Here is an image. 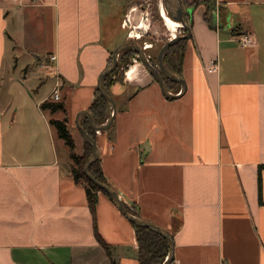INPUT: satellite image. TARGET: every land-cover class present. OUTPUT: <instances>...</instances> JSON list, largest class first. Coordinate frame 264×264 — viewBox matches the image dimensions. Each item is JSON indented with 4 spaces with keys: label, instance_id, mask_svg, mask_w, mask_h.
I'll use <instances>...</instances> for the list:
<instances>
[{
    "label": "crops",
    "instance_id": "1",
    "mask_svg": "<svg viewBox=\"0 0 264 264\" xmlns=\"http://www.w3.org/2000/svg\"><path fill=\"white\" fill-rule=\"evenodd\" d=\"M8 1L18 23L29 9L41 28L39 51L21 70L17 54L4 66L15 41ZM162 1L121 0L116 17L113 3L104 14L103 0H0V264H139L133 223L102 191L92 211L71 174L70 147L50 120L64 113L78 131H70L74 151L84 154L76 116L89 110L113 46L136 40L119 38L123 16L131 8L128 23L139 33L148 23L132 13ZM182 2L191 27L180 75L186 90L166 97L133 58L124 81L108 87L116 113L97 133L102 168L124 203L171 234L172 264H264V0ZM246 32L252 46L238 41ZM46 74L53 88L62 83L59 100L50 99L53 88L41 97ZM171 87L181 92V83ZM45 100L64 101L65 110H44Z\"/></svg>",
    "mask_w": 264,
    "mask_h": 264
},
{
    "label": "trees",
    "instance_id": "2",
    "mask_svg": "<svg viewBox=\"0 0 264 264\" xmlns=\"http://www.w3.org/2000/svg\"><path fill=\"white\" fill-rule=\"evenodd\" d=\"M185 48H186V40L184 39V40H180L179 42L171 46L168 52L166 53V56H165L166 67L168 68L169 71H171L174 74L181 75L182 73V63H183V56H184ZM133 52L134 50H124L119 55V63L117 67L105 79L104 87L107 92H108L107 89L110 85L116 82H119V81H123L124 77L117 76V73H118L117 71L122 61H125L127 64H129V58L127 59L126 56H130V54H132ZM112 60H113V56L110 59V63L112 62ZM129 67H127L126 72L129 69ZM165 84L168 89L174 88V87H171V85L175 84L177 87L176 88L177 91L179 90L178 88L180 87V83L172 79H166ZM41 108L44 110H50L52 113H55L59 110H65V102L45 100L41 104ZM89 110L92 113L94 120L98 123L102 124L109 118L107 101L105 97L101 94V92L98 90V88L95 92V97H94V100ZM50 122L57 129V132L60 138L64 139L65 143L70 147L71 158L73 159V164L71 166V174L73 175L76 182H81L84 184L86 188L88 203L92 211L93 212L95 211V207L98 201L99 191H102L103 193L108 195L113 200V198L109 195L108 192L101 189L85 173V170H84L85 163L93 151L91 144L86 140L84 154L82 155L77 154L74 151L76 144L68 128L67 119L52 118ZM81 124L84 127V129H86V131L95 140H97V132L92 129L88 118H85L84 122L82 121ZM90 172L96 180L102 183H105L109 186H112L109 183L103 171L100 157L98 158V160H96L91 165ZM261 189H262V184H261V176H260L259 177L260 197H261ZM124 204L126 206V209L131 214L141 217L136 203L131 202V203H124ZM133 226L136 231V239L138 242L139 264H163V262L165 261L169 253V245H168L167 240L159 233L147 227L138 226V225H135L134 223H133Z\"/></svg>",
    "mask_w": 264,
    "mask_h": 264
},
{
    "label": "rangeland",
    "instance_id": "3",
    "mask_svg": "<svg viewBox=\"0 0 264 264\" xmlns=\"http://www.w3.org/2000/svg\"><path fill=\"white\" fill-rule=\"evenodd\" d=\"M120 1L121 0H117L116 2H112V0H103L104 14L107 13L108 11H110V6L113 3L114 8H117V9H115V11H116V17H118L117 10L120 6ZM7 4L10 8V2L9 1ZM162 4H163V2H162ZM142 5H145L146 8H141L139 6L138 9L132 13L133 18H134V22H138L141 20V22L144 21V23H148V24L147 25L145 24V26L140 28L138 30L139 33H134L132 31V23L125 24V20L128 18L127 15L131 11V8H129L127 10V14L125 16H123V20H122L123 30H119L118 34H119L120 39H122V37L125 35H127V37L129 36L132 38H136L135 41L138 42L140 45H142V47L144 48V50L146 52V55L148 57H150L149 59H151V62L154 65H157L158 53H159L160 49L162 48V46L170 38H172L173 32L169 29L168 23L162 17L161 8H160L158 3L153 2L151 5V3L149 4V3L143 2ZM163 6H164V4H163ZM40 14H41V12H40ZM141 17H143V18H141ZM8 20H9L8 30L11 32L15 41H12V42L8 41V44H10V45H9L7 52H6V60H5L4 66H8V64L13 65L12 55L17 54V56L19 57L18 58V60H19L18 70H21L24 66H26L28 63H30L33 60L34 57H32L31 53L34 51V49L39 51V44L41 43L40 24L37 23L38 20H36V16L32 17L31 11L29 9H27V12L23 16L21 23H18L17 18L15 17L14 11L10 8ZM104 21L106 24L105 27L109 28L108 22L110 20H108L107 16L104 17ZM115 22H118V21L116 20ZM20 27H22V28L20 29ZM21 30H23V31H21ZM186 33H187V31L182 25L178 28L177 32H175V34L177 36L178 35H185ZM182 40H184V39H182ZM14 45L16 46L15 47L16 50H15V52H12V48ZM113 47H114L113 48V51H114L118 46H113ZM40 53H41V59L45 60L46 54L44 52L42 53L41 51H40ZM126 57H127V59L129 58V63H131L133 58H137L139 61L142 62V60L140 59V57L136 51H134L132 54H130V56H126ZM127 67H129V64H127L125 61H122L120 63L119 69L117 71L118 72L117 76H123L125 78V76H126L125 71H126ZM18 70L16 71L14 77H19L21 75V73ZM31 75H33L34 78L30 81V83L34 87H38L39 86V81H38L39 79L36 76L35 71H33L31 73ZM46 77L48 78L47 82H45L44 84H42V86L39 87V93H40L41 97L46 92L50 91L54 85V81H55L54 76L52 74H46ZM124 78H123V81H124ZM166 79H170V78H165V80ZM5 80L6 79H5V74H4V81H3L4 88L8 89L9 88L8 87L9 82L5 81ZM108 90H109V92H108L109 95L112 97V95H113L112 91L113 90L111 88H109ZM32 93L36 94L37 92L34 90ZM7 96H8V94H7ZM9 98L14 99V94L10 92ZM17 107L20 108V106H17ZM63 116H65L64 113L60 112V113L56 114L55 117L62 119ZM19 123L25 124L24 122H19ZM69 125L72 128V129H70V131L74 134H78V131L76 129H74L75 127L73 126L72 122H70ZM79 149H77V150H79ZM168 257H169V253H168L166 258H168Z\"/></svg>",
    "mask_w": 264,
    "mask_h": 264
},
{
    "label": "water",
    "instance_id": "4",
    "mask_svg": "<svg viewBox=\"0 0 264 264\" xmlns=\"http://www.w3.org/2000/svg\"><path fill=\"white\" fill-rule=\"evenodd\" d=\"M164 4L165 9L168 11L170 16L176 20L182 23V26L186 29L187 33L185 35H173L172 38H170L160 49L158 53V63L157 65H154L150 59L146 56L145 50L140 45L138 42H124L120 44L114 51H113V60L112 62L107 66V68L101 73L99 79H98V90L101 92V94L105 97L108 105V110H109V118L105 123H98L94 120L92 113L90 110H82L80 111L77 116H76V121L77 124L79 125L82 133L84 134L86 140L91 144L92 146V154L90 157L87 159L84 170L86 175L93 180L101 189L105 190L106 192L109 193V195L113 198L115 201L116 205L120 209V211L135 225L142 226V227H147L160 235H162L168 242L169 245V257L165 259L163 264H172L174 261V239L171 236V234L164 229L163 227L154 224L151 221H148L142 217H138L136 215L131 214L127 209L126 206L121 199L120 195L118 192L112 188L111 186L102 183L98 180H96L93 175L90 172V167L91 165L98 160L100 157V148L97 144V141L84 129L79 122V119L82 116H87L89 119V122L91 124V127L93 130L97 131H106L108 130L114 121L115 118V113H116V104L114 99L109 95V93L106 92L104 88V81L105 78L113 72V70L117 67L118 62H119V55L121 52L124 50H134L138 53L140 59L142 60L143 64L148 68V70L156 76V78L159 81V84L161 86L163 94L168 97V98H174L180 94H182L186 90V83L184 79L177 74L172 73L171 71L168 70L165 64V56L168 50L170 49L171 46L176 44L179 40L182 39H188L191 35V27L189 23L186 20V15L188 14V9L184 8L182 0H163L162 1ZM165 78H170L176 82L181 83V92L179 94H171L165 86Z\"/></svg>",
    "mask_w": 264,
    "mask_h": 264
},
{
    "label": "built area",
    "instance_id": "5",
    "mask_svg": "<svg viewBox=\"0 0 264 264\" xmlns=\"http://www.w3.org/2000/svg\"><path fill=\"white\" fill-rule=\"evenodd\" d=\"M162 8H165L163 4H161V11ZM162 13V12H161ZM128 17V16H127ZM129 18L125 20V24H128ZM238 41L243 45V46H252L255 42L253 35L250 32L242 33L240 37L238 38ZM52 59H55V56H52ZM216 69L215 61H212L211 66L209 67V70L213 71ZM62 83L58 81L56 85L54 86L51 94H50V99L51 100H59L60 99V88H61ZM97 133H100L101 131L97 130Z\"/></svg>",
    "mask_w": 264,
    "mask_h": 264
},
{
    "label": "bare ground",
    "instance_id": "6",
    "mask_svg": "<svg viewBox=\"0 0 264 264\" xmlns=\"http://www.w3.org/2000/svg\"><path fill=\"white\" fill-rule=\"evenodd\" d=\"M162 17L165 19V21L168 23V25L173 26L175 28H179L182 24L179 21L174 20L167 12L166 9L162 8ZM147 56V55H146ZM148 57V56H147ZM149 58V57H148Z\"/></svg>",
    "mask_w": 264,
    "mask_h": 264
}]
</instances>
